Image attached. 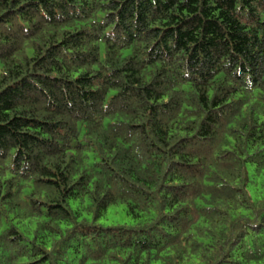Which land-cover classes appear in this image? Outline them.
<instances>
[{
  "label": "trees",
  "instance_id": "obj_1",
  "mask_svg": "<svg viewBox=\"0 0 264 264\" xmlns=\"http://www.w3.org/2000/svg\"><path fill=\"white\" fill-rule=\"evenodd\" d=\"M156 262L264 264V0H0V264Z\"/></svg>",
  "mask_w": 264,
  "mask_h": 264
},
{
  "label": "rangeland",
  "instance_id": "obj_2",
  "mask_svg": "<svg viewBox=\"0 0 264 264\" xmlns=\"http://www.w3.org/2000/svg\"><path fill=\"white\" fill-rule=\"evenodd\" d=\"M78 202V200L70 201V205L74 210L78 208ZM145 218L146 216L135 219L133 216L128 214L126 205L119 203L109 206L104 216L99 218L96 222L104 226L134 225L135 223L139 222V220H145ZM80 219L94 221L93 216L84 210L81 212ZM155 264H161V262H156Z\"/></svg>",
  "mask_w": 264,
  "mask_h": 264
}]
</instances>
